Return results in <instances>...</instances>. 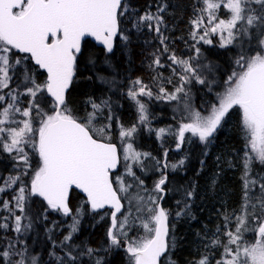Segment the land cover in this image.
<instances>
[{"label":"trees","instance_id":"obj_1","mask_svg":"<svg viewBox=\"0 0 264 264\" xmlns=\"http://www.w3.org/2000/svg\"><path fill=\"white\" fill-rule=\"evenodd\" d=\"M207 1L124 0L113 52L107 54L89 40L82 43L62 107L71 119L90 132H100L110 143L117 145L122 131L135 132L130 142L160 164L155 171L147 169L145 193L156 190L153 182L161 178L163 155L168 152L167 182L160 186L165 191L161 206L169 222L168 250L160 264H225L234 246L232 238L238 235L250 242L253 232L246 235L244 231L252 230L264 217V158L258 161L249 151L252 137L238 106L204 142L191 140L180 153L172 151L181 119L165 97L183 89L180 100L188 94L191 105L202 113L208 111L233 84L242 64L262 52L264 24L258 41H253L256 45L248 49V42L238 48L233 40L244 21L235 27L229 45L211 34L206 42L208 38L197 24L207 18ZM245 6L253 15L250 17L264 15V6L254 0H245ZM215 13V20L229 16L223 6ZM9 59L12 80L4 93L13 92L17 97L10 107L11 133L15 122L24 120L21 111H27L25 121L34 126L54 109L45 91L38 90L45 84L44 73L27 55L11 51ZM7 144H11L10 138H0V181L13 184L8 185L9 195L0 199V264H18L21 243L16 242L14 253L7 251L16 235L5 203L12 209L17 192L28 190L21 185L28 184L29 174L36 168L35 148L19 143V149L7 150ZM28 154L33 157L31 162ZM179 154L184 156L180 164L175 162ZM158 196L160 199L161 193ZM26 212L30 214V234L24 241L25 251L37 264H132L125 245L139 240L142 233L135 212L124 241L120 239L117 246H110L106 213H91L75 191L70 194L68 214L48 209L39 196ZM146 214L147 210L142 217ZM6 251L11 255L7 259Z\"/></svg>","mask_w":264,"mask_h":264},{"label":"water","instance_id":"obj_2","mask_svg":"<svg viewBox=\"0 0 264 264\" xmlns=\"http://www.w3.org/2000/svg\"><path fill=\"white\" fill-rule=\"evenodd\" d=\"M31 6L20 16L14 14L24 2ZM124 0H0V37L14 51L27 55L46 77V91L54 104L55 121L41 138L40 151L46 170L37 184L41 200L61 213L69 211L71 191L86 199L93 212L110 210L107 236L116 227L123 211L111 176L119 168L115 144L93 138L79 122L61 117L73 78L76 56L82 42L89 40L107 54L114 50L119 34L118 13ZM246 99L231 102L216 119L220 120L237 105L247 107L251 115L264 123V63L247 76ZM190 126L181 130L183 134ZM202 133V131L194 130ZM212 133V132H211ZM158 202V221L145 247L135 252V264H160L168 250L169 225ZM258 234H264V220Z\"/></svg>","mask_w":264,"mask_h":264},{"label":"rangeland","instance_id":"obj_3","mask_svg":"<svg viewBox=\"0 0 264 264\" xmlns=\"http://www.w3.org/2000/svg\"><path fill=\"white\" fill-rule=\"evenodd\" d=\"M258 5L264 6V0H254ZM208 10L206 13V20H199L200 25L197 24V29L201 30L203 36H206L208 39L206 42H209V36L216 35L220 38V41L223 44H230L233 31L238 23H242L241 28L239 27L238 37H233V40L236 41L237 47L246 44V49L251 48L254 43H256L261 34V28L264 24V15L259 17H250L253 16L251 13L247 12V6H245V0H208ZM30 3L27 2L16 15H20L27 8H29ZM223 6V8L229 13L228 18L215 20L217 9ZM18 10V9H17ZM256 41L251 43L250 41ZM262 52L261 54L255 55L254 58L249 59L247 64H242V71L239 73L238 77L235 79L233 84L220 96H218L216 103L208 110L203 113L200 112L197 108L189 103L187 98L188 94H185L184 98L179 99V95L183 89H179L174 92L172 95L165 97L166 102H172L174 107V114L177 118L181 119L176 128L175 134V145L177 147L178 137L181 129L185 126H191L194 130L202 131V133H193L191 130H188L184 135V144L188 143L191 140L202 141L203 138L210 134L213 128L216 125L217 116L231 103L234 101L240 102L244 101L247 97L246 95V80L247 76L254 68L260 66L264 63V33L262 34L261 39ZM256 45V44H254ZM13 51L0 37V138L11 140V144H7V150L10 148H20V144L27 143L28 147L30 145L35 148L34 151V160H35V170L29 174L28 184L21 185L22 188L28 186V190L18 191L15 197V200L11 203V207L8 202L5 203V208L10 212L12 218V227L16 235V240L12 241L8 245V250H12V253L15 252L17 248L16 242L21 243L20 245V254L17 260L18 264H37L34 258L29 257L28 253L25 251L24 241L28 238L30 234V214L26 212L32 204V201L37 198V184L40 179L43 177L46 170V161L40 152V143L41 138L46 132L48 126L55 121L54 110L52 113L47 114L43 120L38 119L36 125H31L30 122H26L25 118L27 117V111L20 112L22 120H17L15 122V127L10 133V124L13 119H11L10 107L16 102L15 93H4L6 88L10 86L11 75L9 73V55ZM244 69V70H243ZM18 82V81H17ZM46 81L45 84H41V87H38V90H44L46 96L48 97L46 91ZM38 91H35V93ZM38 97V94H35V98ZM49 98V97H48ZM184 100V101H183ZM181 101V102H176ZM52 109H54V104L51 101ZM241 112L242 120L244 122V127L247 131L251 133V140L248 143V148L251 154L255 157L256 160H262L264 158V123H259L247 109V107L238 106ZM61 117L70 118L63 110L61 111ZM222 121V120H221ZM220 121V123H221ZM88 129V128H87ZM36 131L35 140L30 138L32 142L29 143V137L32 136V133ZM90 131V130H89ZM91 134L101 139L105 142H110L107 138H103L98 131H91ZM135 137L134 131H122L118 136V148L120 154V169L113 176V185L115 191L117 192L119 198L124 203V211L120 217L116 219V227L111 234L110 246H117L120 239L126 236L125 232L129 223V218L135 212L138 215V218L141 222L142 233L140 234L139 240H132V244L125 245V249L128 254L131 256L132 264H135V252L142 249L146 246L148 241L153 235L155 226L158 221V209L157 204L159 201L160 191L157 189L161 178H157L153 182V186L156 189L152 191L149 189L147 193L144 190V181L147 169L155 171L156 167L160 164L156 159H153L149 154H146L138 149L130 142V139ZM24 140V141H23ZM20 143V144H19ZM183 155L179 154V158L175 162L181 163ZM29 162L32 161L31 154H28ZM162 167V163H161ZM175 166H171V169ZM142 170V171H141ZM163 168L161 169V172ZM163 174V173H162ZM13 187V184H10L7 179L5 182L0 181V199L9 195L8 187ZM156 193V194H155ZM6 201L4 199L3 203ZM86 202V201H85ZM87 204V203H86ZM48 209L53 210L48 206ZM81 208L77 211L80 213ZM89 210V207H88ZM147 214L145 217H142V212ZM264 210V205H263ZM54 211V210H53ZM91 212V210H90ZM92 213V212H91ZM110 218V212H104ZM264 218V217H263ZM263 220V219H262ZM261 220V222H262ZM260 222V223H261ZM259 223V224H260ZM110 224V223H109ZM255 225L252 230L247 228L244 232L246 235L253 232V240L249 242V239L246 237L243 239L241 236L235 235L232 238L233 248L229 252V258L225 261V264H264V234H258L257 229L259 227ZM76 227V226H73ZM109 228V227H108ZM255 228V230H254ZM76 229L72 232L75 233ZM238 234H243L242 230H238ZM124 241V240H123ZM4 253V257L7 259L11 255Z\"/></svg>","mask_w":264,"mask_h":264},{"label":"flooded vegetation","instance_id":"obj_4","mask_svg":"<svg viewBox=\"0 0 264 264\" xmlns=\"http://www.w3.org/2000/svg\"><path fill=\"white\" fill-rule=\"evenodd\" d=\"M186 127V126H185ZM185 127H183V128H185ZM182 128V129H183ZM188 130H191L193 133H197V132H194L193 130H192V127H189L187 130H185V132H184V135H185V133L188 131ZM178 147V148H177ZM177 147H173L172 148V151L173 152H176V153H180L181 151H183V148H184V138H183V143H182V146L180 147L179 146V143H177ZM176 149V150H175ZM178 149V150H177ZM167 151L164 153V155H163V162H162V168H163V174H162V180H161V184H166V180H167V170H168V165L170 166V163L168 162V160H167V158H166V156H167ZM178 158H179V156H178ZM175 166H176V163H175ZM162 192H164V196H165V191H162Z\"/></svg>","mask_w":264,"mask_h":264}]
</instances>
